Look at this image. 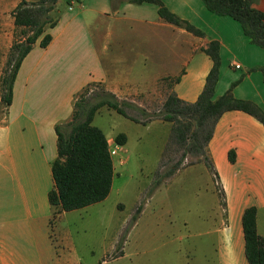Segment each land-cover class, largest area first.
Wrapping results in <instances>:
<instances>
[{"label": "crops", "instance_id": "1", "mask_svg": "<svg viewBox=\"0 0 264 264\" xmlns=\"http://www.w3.org/2000/svg\"><path fill=\"white\" fill-rule=\"evenodd\" d=\"M21 1L39 0H0V77L14 41L11 13ZM67 1H58L57 24L45 32L51 36L50 44L42 49L38 41L22 61L10 107L0 103V264H59L66 254L78 258L70 248L80 230L69 221L77 215L75 218L83 222L88 212L99 214L95 206L109 197L80 210L60 212L50 224L54 212L48 203L54 186V129L71 120L75 98L88 85L99 84L120 101L144 110L139 97L147 96L160 80L179 78L171 91L182 101L194 103L212 67L202 49L216 41L220 71L214 99L238 82L232 89L233 97L249 101L264 112V78L258 70L264 66V50L250 43L238 22L210 13L201 0L161 2L202 31L203 37L166 23L153 4L123 1L114 10L110 0ZM252 7L264 13V0H252ZM151 66L159 69L153 71ZM103 108L95 117L101 113L111 116L113 110ZM130 122L132 129L160 126L162 150L169 123ZM118 134H105L112 159L123 151L126 154L129 134L123 132L124 146L114 142ZM230 151L235 154L234 163L228 159ZM207 154L215 175L203 163L177 174L180 179H203L205 185L192 188V194L210 204L207 210L198 207L191 220L181 218L197 240L192 252L200 256L199 264H248L242 231L246 209H256L257 233L264 239V126L246 113L226 112L215 125ZM186 182L181 183V191ZM93 226L90 237L85 226L81 230L92 255L97 236L101 238L102 231L109 228L102 223ZM118 232L115 227V241ZM127 246L125 239L114 259L124 257ZM105 259H109L108 254Z\"/></svg>", "mask_w": 264, "mask_h": 264}, {"label": "trees", "instance_id": "2", "mask_svg": "<svg viewBox=\"0 0 264 264\" xmlns=\"http://www.w3.org/2000/svg\"><path fill=\"white\" fill-rule=\"evenodd\" d=\"M58 1H21L12 11L14 41L0 77V103L4 107L8 108L12 103L14 82L24 58L38 41L42 49L50 44L51 36L45 32L53 29L57 24ZM123 1L136 5L153 4L157 7L158 16L166 23L182 28L196 37L204 36L202 31L188 21L170 12L161 0H110L114 10ZM201 2L210 13L230 17L238 22L250 43L264 50V13L252 7V0H201ZM67 4H70L69 0ZM202 51L210 58L212 67L197 100L194 103L184 102L171 91L162 104L160 115L157 116L171 125L169 141L182 150V155L180 163L174 165L164 175H159V168L157 169L154 176H160V178H154V188L164 179L171 178L178 172L187 156L202 159L209 172L215 175L207 154V147L222 114L240 111L253 116L264 126V112L258 106L233 97L232 89L238 82L233 83L223 96L214 99L220 71L219 44L211 41ZM258 70L264 78V66ZM172 80L173 84H176L179 78ZM80 95L81 93L75 98L71 120L56 125L54 129L56 158L51 165L54 186L48 193V203L54 212L50 224H53L58 213L80 210L98 204L110 194L114 179V165L108 141L105 134L92 125L98 110L107 107L123 118L136 123L139 121L130 117L125 107L145 115L144 111L120 101L114 94L103 88L101 94L95 96V102L92 104L88 100H83ZM114 142L118 146H124L125 134L116 135ZM228 159L230 163H234L233 151L228 153ZM220 197L224 206L222 193ZM137 212L138 214L141 212L140 207ZM136 220L137 216L133 217L132 223ZM242 231L248 264H264V239L257 233L254 207L244 211ZM125 238L122 237L121 245L124 244Z\"/></svg>", "mask_w": 264, "mask_h": 264}, {"label": "rangeland", "instance_id": "3", "mask_svg": "<svg viewBox=\"0 0 264 264\" xmlns=\"http://www.w3.org/2000/svg\"><path fill=\"white\" fill-rule=\"evenodd\" d=\"M151 67L153 71L159 69ZM153 71L151 74H155ZM172 85L173 80H160L147 96L139 97V100L143 101L142 111L145 115L125 107L126 112L141 124L160 120L157 116L160 115L162 104L171 92ZM102 88L104 89L99 84H91L80 92V97L92 104L95 102V96L101 94ZM126 103L136 107L135 104ZM92 125L108 135L111 132L128 133L129 141L124 148L126 154L123 151L112 159L114 179L110 195L105 202L95 206L101 212H88L84 215L86 219L83 222H80V218H75L77 215L69 221L80 230L70 248L78 258H71L66 254L61 256L59 264H199L200 256L192 252V245L196 244L197 240L192 237L193 230L190 227L185 228L182 224L181 218L191 220L198 207L207 210L210 209V204L192 194V188L205 185L203 179H180L177 174L185 167L203 163V160L187 156L178 172L154 188L155 179L160 178L154 176L157 169L159 168V175H164L181 161L182 150L169 141L170 132L160 151L163 140L160 126L132 129L134 126L129 120L113 111L111 116L98 114L94 117ZM136 136L141 139L138 141ZM185 181L187 185L181 191V183ZM216 189L219 190L217 186ZM219 198L222 205V199ZM139 207L141 212L138 214ZM136 216V223H132V218ZM138 218L141 219L138 221ZM100 223L103 226L108 225L109 228L102 231L101 238L97 236L92 255L90 246L86 248V237L81 230L82 226H85L88 230L87 236L90 237L93 235V229L90 227ZM133 225L135 227L132 230ZM115 227L119 230L116 241ZM122 237H126L128 244L125 256L114 259V256L120 253L121 246H124L120 243ZM175 248L177 251L173 254ZM106 254L108 260L105 259Z\"/></svg>", "mask_w": 264, "mask_h": 264}, {"label": "built area", "instance_id": "4", "mask_svg": "<svg viewBox=\"0 0 264 264\" xmlns=\"http://www.w3.org/2000/svg\"><path fill=\"white\" fill-rule=\"evenodd\" d=\"M69 8V10L71 9V7H68ZM236 67V69H239V66H235Z\"/></svg>", "mask_w": 264, "mask_h": 264}]
</instances>
